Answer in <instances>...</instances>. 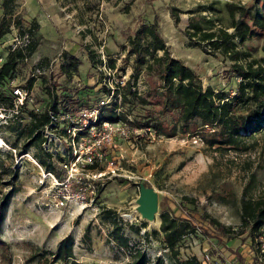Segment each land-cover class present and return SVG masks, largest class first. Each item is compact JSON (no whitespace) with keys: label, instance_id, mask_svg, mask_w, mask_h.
<instances>
[{"label":"rangeland","instance_id":"obj_1","mask_svg":"<svg viewBox=\"0 0 264 264\" xmlns=\"http://www.w3.org/2000/svg\"><path fill=\"white\" fill-rule=\"evenodd\" d=\"M209 1L12 0L14 11L25 22L36 20L39 29L33 37V53L18 63L9 80L23 84L40 64L41 72L35 78L30 95L36 103L44 105L47 98L41 76L47 80L55 79L56 85L63 84L65 76L59 72V65L63 53H68L80 61L69 84V91L82 103L84 95L80 90L92 88L90 102H94L100 96L99 91L95 90L99 78L110 85L116 79H130L132 56L125 60L127 39L140 24L155 21L171 56L192 68L200 76L202 86L227 87L229 78L222 73L226 61L219 56L214 58L198 47L185 45L183 30L187 11L196 4ZM218 1L222 3L225 0ZM227 1L251 7L256 5L264 14V0ZM171 5L180 11L177 25L168 14ZM220 13L225 19V12L222 10ZM18 41L21 42L16 30L11 28L0 38V56L5 55L9 45ZM261 42V39H252L244 46L253 49V55L262 56ZM89 50L95 61L102 59L106 62V67L97 69V73L88 60ZM109 61L114 64L112 70L107 67ZM49 63L51 66L48 70ZM149 79L143 74L139 76L137 89L140 93L148 88ZM61 89L55 88L58 97L62 94ZM130 106H122L130 118L142 115L144 107ZM145 108L155 111L157 106L149 104ZM162 118L170 122L175 117L164 112ZM128 129L126 136H114L111 145L103 149L101 167L104 160L115 159L117 170L114 176L106 175L96 203L84 208L67 205L57 209L53 206L52 181L30 159L32 151L28 150L29 156H17L7 149H11L10 143L15 142L19 150L24 142L23 137L10 134L0 127V137L7 146L5 148L0 142V156L11 154L12 159L7 158L5 164L18 172V192L9 201L0 235L9 245L8 252L4 253L9 264H34L27 262L34 249L54 251L59 240L67 235L73 238L74 259L82 264H124L130 260V253L136 250L143 251L149 261L156 256H164L155 239L141 238L144 231H158L159 226L158 212L150 222L141 219L136 210L138 189L143 184L156 193L157 204L173 210L175 215L180 212V216L188 217L190 212L195 218L205 216L232 232L231 237L220 235L209 228L205 220L201 223L197 221L195 233L185 236L178 245L179 259L193 256L198 264H208L206 258L211 264L219 259L229 264H264V227L255 245L238 219L240 193L251 177L253 181L248 190L249 196L254 198L264 189V135L256 136L257 145L247 152H220L206 148L197 136L177 134L166 137L150 130L137 138ZM79 143L84 145V140H79ZM1 178L6 181V177ZM5 190L7 187L0 186V192ZM104 211L113 212L114 218H117L121 233L127 238V248H121L112 241V226L102 218ZM142 223L145 227L140 229L139 234L128 230ZM85 232L88 238L83 239ZM261 249L263 252H260ZM0 264H8L2 257V251ZM164 264L171 263L164 259Z\"/></svg>","mask_w":264,"mask_h":264},{"label":"trees","instance_id":"obj_2","mask_svg":"<svg viewBox=\"0 0 264 264\" xmlns=\"http://www.w3.org/2000/svg\"><path fill=\"white\" fill-rule=\"evenodd\" d=\"M0 7L2 9L0 38L14 28L16 36L21 40L12 46L9 45L5 55L0 56V112L4 114V119H0V127L10 134L23 137L24 142L17 150L15 142L10 143V149L4 144L2 137L0 140L2 146L17 156L28 155V150H31L32 154L28 156L44 173H51L60 179L63 171L59 164L67 159L66 153L52 152L51 143L45 147L44 128L49 127L59 138L65 137L66 129L71 123L64 116L74 115L81 107L97 111L94 122L89 125L120 122L131 131L139 130L140 133L134 135L137 138L150 130L166 137L188 134L197 136L206 148L213 151L247 152L257 145L256 136L264 135V14L256 5L251 7L240 2L225 0L219 3L218 0H210L208 3L196 4L187 11L188 17L183 30L185 45L198 47L204 53L214 58L219 56L222 61H226L222 73L229 78L227 87L202 86L200 76L192 68L171 56L165 41L158 33L157 23L153 21L149 24H140L127 39L125 60L132 56L130 79L124 80L121 84L113 82L110 85L99 78L95 83L97 88L95 90L99 91L100 96L94 102H90L92 88H84L80 90L84 99L79 103L69 91V84L77 72L80 61L71 54L63 53L59 72L65 76L64 83L56 85L55 79L47 80L41 76L42 88L47 98L44 105L36 103L30 95L35 78L41 72L40 64L23 84L12 83L9 80L15 73L18 63L33 53L35 49L33 37L39 29L38 22L36 20L25 22L14 11L12 0H2ZM168 8L172 22L177 25L179 9L172 5ZM222 10L226 14L225 19L220 13ZM252 39H261L262 56L253 55V49L244 46ZM87 57L94 69L96 68V73L99 66L106 67V62L102 59L96 61L93 59L92 51H87ZM47 66L49 70L50 63ZM107 67L112 70L114 64L109 61ZM49 72L48 74H51ZM142 74L150 78L144 93L137 89L138 78ZM14 87H19L26 93L21 104L16 103V96L12 93ZM56 87L62 88L60 97L55 91ZM149 104L156 105L157 109L155 111L146 109L145 106ZM124 105H139L144 107V111L142 115L130 118L126 109L122 108ZM164 112L173 114L174 120L170 122L164 120L162 118ZM85 130L86 127L75 131L73 136L75 142H78ZM5 140L7 142V139ZM7 158L12 159L11 154L0 156V186L7 187V190L0 192V235L9 201L18 192V172L5 164ZM85 167L98 172L103 170L97 164ZM2 176L6 177V181H2ZM252 181L251 177L249 183L241 190L238 219L240 226L247 230L251 243L255 244L260 230L264 227V189L252 198L248 195ZM143 186L147 187L145 184ZM103 187H97L94 203ZM157 212L158 231H144L141 238L155 239L161 246L164 256H156L149 261L143 251L136 250L130 253V260L124 264H164V259L171 264H198L193 256L184 260L179 259L178 251L181 240L195 233L197 221L201 223L205 220L208 227L220 235L231 237L232 234L229 229L205 216L195 218L190 212L188 217L180 216L182 215L180 212L179 215H175L173 210L164 209L159 204ZM102 218L112 226L110 235L112 241L121 248H127V238L121 233V227L113 212L104 211ZM144 227L142 223L139 227L128 230L137 235ZM82 238H88L86 232ZM72 248L73 238L67 235L59 240L54 251L34 249L27 262L82 264L74 259ZM8 250L9 245L0 236V251L9 264V259L4 255ZM208 264H211V261ZM213 264H216V260Z\"/></svg>","mask_w":264,"mask_h":264},{"label":"built area","instance_id":"obj_3","mask_svg":"<svg viewBox=\"0 0 264 264\" xmlns=\"http://www.w3.org/2000/svg\"><path fill=\"white\" fill-rule=\"evenodd\" d=\"M99 66V70L104 69ZM111 70V69H110ZM126 80V79H125ZM124 80L116 79L114 83H123ZM12 93L16 96V103L21 104L26 97L24 90L14 87ZM101 104L104 102H100ZM13 112H16L14 107ZM97 111L81 107L74 115H66L71 125L66 129L67 135L59 138L50 131L49 127L44 128L45 147L52 144V152L65 154L66 161L59 164L63 171L60 179L51 173H44L52 181L53 186V206L57 209L67 205L77 207H90L94 204L97 187H103L106 175L114 176L116 160H104L103 170L98 172L86 169L85 166L97 164L101 167L104 156L103 149L111 145L114 136H126L129 129L120 122H102L100 125H89L96 118ZM0 119H4L3 112H0ZM87 125H89L87 127ZM86 127V132L80 136L78 142L73 139L75 131ZM132 133L139 134V130H132ZM84 140V145L79 143ZM1 142V140H0ZM1 145L2 142H1ZM67 149V151H65ZM82 158V159H81ZM80 160V162H79ZM118 174H116L117 176ZM260 252H263L262 249ZM209 262V259H205ZM216 264H229L223 259L216 260Z\"/></svg>","mask_w":264,"mask_h":264},{"label":"water","instance_id":"obj_4","mask_svg":"<svg viewBox=\"0 0 264 264\" xmlns=\"http://www.w3.org/2000/svg\"><path fill=\"white\" fill-rule=\"evenodd\" d=\"M137 212L144 221H152L157 213V195L151 189L140 186L136 200Z\"/></svg>","mask_w":264,"mask_h":264},{"label":"bare ground","instance_id":"obj_5","mask_svg":"<svg viewBox=\"0 0 264 264\" xmlns=\"http://www.w3.org/2000/svg\"><path fill=\"white\" fill-rule=\"evenodd\" d=\"M150 222H153V220H152V221H150ZM157 225H158V224H156V227H157Z\"/></svg>","mask_w":264,"mask_h":264}]
</instances>
